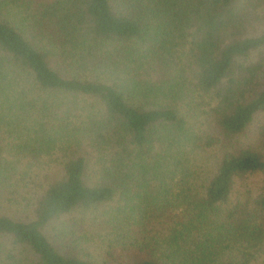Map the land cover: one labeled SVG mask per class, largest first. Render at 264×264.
Segmentation results:
<instances>
[{
  "label": "trees",
  "instance_id": "1",
  "mask_svg": "<svg viewBox=\"0 0 264 264\" xmlns=\"http://www.w3.org/2000/svg\"><path fill=\"white\" fill-rule=\"evenodd\" d=\"M263 112L264 0H0V264H264Z\"/></svg>",
  "mask_w": 264,
  "mask_h": 264
},
{
  "label": "rangeland",
  "instance_id": "2",
  "mask_svg": "<svg viewBox=\"0 0 264 264\" xmlns=\"http://www.w3.org/2000/svg\"><path fill=\"white\" fill-rule=\"evenodd\" d=\"M264 125V112L262 114H260L255 122L251 125V127L246 131L245 135L241 138L242 141L244 143H249V142H254V140L256 139L258 133L260 132V128ZM256 183H258V181H253V183H250V185L254 188ZM242 191L244 190L241 189ZM253 190V189H252ZM253 192H256V190H253ZM19 202L18 203H21V206L20 208H22V206L25 205V202L23 201H20V198L18 199ZM28 201V200H27ZM24 209V207H23Z\"/></svg>",
  "mask_w": 264,
  "mask_h": 264
}]
</instances>
